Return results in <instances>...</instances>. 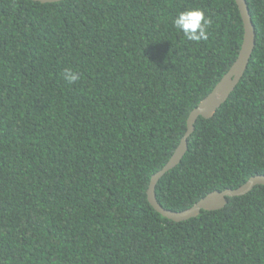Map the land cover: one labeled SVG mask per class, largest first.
<instances>
[{
  "label": "trees",
  "instance_id": "16d2710c",
  "mask_svg": "<svg viewBox=\"0 0 264 264\" xmlns=\"http://www.w3.org/2000/svg\"><path fill=\"white\" fill-rule=\"evenodd\" d=\"M245 1L247 67L158 180L165 209L264 174V0ZM193 8L207 41L172 26ZM242 37L234 0H0V264H264V186L180 222L146 195Z\"/></svg>",
  "mask_w": 264,
  "mask_h": 264
},
{
  "label": "water",
  "instance_id": "95a60500",
  "mask_svg": "<svg viewBox=\"0 0 264 264\" xmlns=\"http://www.w3.org/2000/svg\"><path fill=\"white\" fill-rule=\"evenodd\" d=\"M40 3H52L62 0H32ZM239 10L242 24V42L234 62L227 72L220 78L211 91L194 107L186 119V130L182 135L174 152L163 167L151 175L146 190L147 201L161 216L173 222H180L199 215L201 210H217L223 208L227 198L241 196L248 193L254 186H264V174L251 176L246 182L235 189L226 188L222 191H212L200 198L191 207L182 211L165 209L156 201L154 189L158 180L169 170L179 164L187 149V138L193 132L198 117L211 118L216 110L226 101L230 93L240 81L247 67L255 44V33L245 0H234Z\"/></svg>",
  "mask_w": 264,
  "mask_h": 264
},
{
  "label": "clouds",
  "instance_id": "9594fccd",
  "mask_svg": "<svg viewBox=\"0 0 264 264\" xmlns=\"http://www.w3.org/2000/svg\"><path fill=\"white\" fill-rule=\"evenodd\" d=\"M211 24L212 21L198 8L181 11L172 20V26L186 41L196 43L208 40ZM61 76L70 85L81 79V74L71 68L64 69Z\"/></svg>",
  "mask_w": 264,
  "mask_h": 264
}]
</instances>
